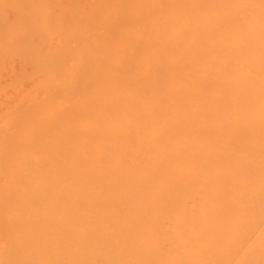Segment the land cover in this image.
<instances>
[{
	"label": "bare ground",
	"instance_id": "obj_1",
	"mask_svg": "<svg viewBox=\"0 0 264 264\" xmlns=\"http://www.w3.org/2000/svg\"><path fill=\"white\" fill-rule=\"evenodd\" d=\"M3 2L4 25L17 12L21 18L13 25L41 30L40 38L63 25L67 39L75 40L92 21L74 23L47 0ZM181 6L170 5L182 12ZM197 6L206 12H194L183 48L179 36H165L164 26L144 50L126 33L122 45L120 37L97 47L79 38L77 46L59 45L57 54L42 50L40 72L48 81L23 80L0 91V264H227L243 243L238 264H264V121L251 119L255 109L242 120L237 102L228 107L221 100L203 116L195 102L207 99L213 78L264 95V0H203ZM103 12L96 15L101 24L108 20ZM228 17L234 19L229 30L222 23ZM75 30L80 34L73 38ZM59 35L55 39L63 41ZM241 47L259 59L253 65L248 58L245 70L238 63ZM67 49L73 53L63 54ZM27 51L28 60L33 49ZM75 53L82 66L65 75L60 60ZM3 64L8 72L7 58ZM215 87L213 98L234 93L231 85ZM242 121L247 131L238 128ZM93 134L110 145L106 157L90 142ZM251 134L263 145L257 154L245 142ZM210 138L216 141H204ZM67 158L74 164L66 165ZM192 219L199 220L195 230ZM212 219L219 232L200 247L198 233Z\"/></svg>",
	"mask_w": 264,
	"mask_h": 264
},
{
	"label": "rangeland",
	"instance_id": "obj_2",
	"mask_svg": "<svg viewBox=\"0 0 264 264\" xmlns=\"http://www.w3.org/2000/svg\"><path fill=\"white\" fill-rule=\"evenodd\" d=\"M3 1L5 0H0V53H8V56L3 55L0 57V71L4 68L3 60L7 58L9 61L8 66H10V70L7 72L6 69L2 70V74L0 75V81L3 76L4 72L8 75H6L7 82L4 85L0 84V91L6 92L10 89H14L20 85V81L23 80H34L37 82V85L39 86L41 83L43 84L44 81H48L47 76L44 74V72H40L41 68L44 66L42 63V50L46 49L48 53L54 54L58 53L59 50L55 51L59 45H65V46H77L80 44L78 43L79 38H83L84 40L90 39V44L93 42L91 45H95L96 47L101 45L103 46V40H109L112 41V39H118L119 37L121 38L122 35L130 34L131 36L136 37V39L140 40V44L137 46V49L139 47H142L143 50L146 49L148 45L149 38L151 37V34L155 30L157 31L158 28L160 27H166L168 30L165 32L166 37H176L179 36V39L182 40L181 47L183 48L186 46V25L190 24L192 17L196 16L194 12H197L196 9H200L202 13H205V9H201L197 6L198 3L203 2V0H156L153 2V0H109V1H99V0H47V5L54 6L58 8L60 6L61 8L59 9L60 12L66 14L69 13L72 18L75 19V22L77 20H85L88 22L89 20H92L88 22L84 29L82 30V33H85L84 36L79 37L78 39L75 40H70L67 39V34L66 31H64L63 25L61 28H51L47 30V35H45L43 38H40L41 30L34 29L32 31L28 30L25 28L23 24H19L16 22L15 25H13V22L18 21L21 16L16 12L15 15H11V19H13L12 23H9L8 25H4L5 22L3 20L6 17V12L7 9L4 6H1V4L6 6V3ZM31 2L32 0H28ZM63 1L67 2L69 1L70 4L72 5H65ZM138 2H142V4H138ZM172 2H175L176 4H180L182 12H180L177 8L170 7ZM190 5L187 10H184L185 7ZM202 5V4H200ZM184 8V9H183ZM109 10L110 12L105 13L106 10ZM98 10L104 11L101 16L106 17L108 20L104 24H101L102 20L100 17L96 16L98 14ZM53 14L50 13V16ZM150 14V17L148 16ZM185 15L189 16L187 18ZM225 15V14H224ZM173 19V20H172ZM259 19L264 22V18L259 15ZM15 20V21H14ZM169 20H172L169 22ZM236 20V19H235ZM238 20V19H237ZM47 21V19H46ZM56 21H58L56 19ZM232 21L234 19H229L227 21H222L223 24H226V27L232 26ZM130 25L128 29L125 27L127 25ZM13 25V26H12ZM100 25V29L99 28ZM55 27V26H54ZM233 28L231 30V34L234 33ZM143 30V32H141ZM191 27L190 31L188 34L191 35ZM60 34V35H59ZM66 34V35H65ZM78 30L71 31L69 32V35L71 37L75 38L74 36L78 35ZM64 37L62 39L63 41H58L55 39L57 36ZM141 36H144V40L141 39ZM25 44L23 45H17L19 44V41L22 39H27ZM19 39L18 42L16 40ZM123 40L125 38H121V45L123 43ZM51 41L50 45L45 48L44 44L47 42ZM15 42V43H13ZM6 44H10L11 46H7ZM259 44V42L257 43ZM13 47V48H12ZM31 47L33 49L32 53L37 52L35 55L36 62L32 63L30 61L31 54L28 57V60L26 58V54H29L27 51V48ZM240 49L239 56L241 57V60L238 62L240 67L243 68L242 70L247 69L246 63L247 59L250 58V61L253 65L256 64L258 59V55L254 53H250L247 48ZM257 48V46H256ZM253 52V51H252ZM63 54H70L73 53L72 49H67L66 51L62 52ZM214 53H218L217 50H214ZM79 53H75L74 55H70L68 57H64L60 61L63 62L65 61V75L68 74V71L70 69H76L77 73L79 69L82 66V62L77 61V56ZM257 55V56H256ZM223 56L222 53H219L216 58L220 59V57ZM244 56V58H243ZM58 64L54 63L51 65L52 68H56ZM50 68V66H49ZM224 66L218 67V75L222 76L225 74L223 72ZM79 76V75H78ZM225 77V76H223ZM220 77V78H223ZM54 78L56 79H61L59 74L55 75ZM218 78V79H220ZM228 78V77H227ZM253 78L256 80L257 76H253ZM230 79V78H228ZM214 83H211V86L209 87V90H206L209 92L208 97L206 100H199L195 101L198 106H202L203 108V116H205L208 111L209 104L214 106V104L218 101L221 100L224 102L223 104L231 107L229 104L233 105L235 104L234 102H237L236 105L240 106L242 108V111H237L236 116L237 117H242V120L246 117V110L249 112H252V109H255L257 115L255 114L251 119H254V121H264V107L262 108L261 106H264V95L261 96V98L257 95H255L253 92H250L246 86L241 83V82H231V81H226L225 84L220 83L223 81H214V78L211 79ZM257 81V80H256ZM231 85L232 87V93L227 92H222L224 95L217 98H213L211 95V91L214 88L216 91L215 85ZM126 85V84H125ZM257 91V88L259 87V84H255L253 86ZM27 93L31 91L33 88H27ZM218 90H222L221 88H218ZM221 94V92H220ZM237 94V95H234ZM233 95V98L230 100L228 97ZM251 96V97H249ZM248 98V99H247ZM240 103V104H239ZM66 107H68L66 105ZM211 114V113H209ZM235 119V118H234ZM0 120L4 121V119L0 116ZM211 120V118L209 119ZM237 120V119H235ZM246 123L240 124L238 128L240 129H245L247 131L248 127H245ZM212 126V124H209V128ZM225 132H227L225 130ZM233 132V131H232ZM245 133V131H242ZM94 134L90 137V142L93 140V146L100 151V155L102 157H106L108 153V147L110 145H105L103 140H96V137L93 139ZM205 142H215V138H210L208 140L204 139ZM256 141L258 145L256 144ZM106 142V141H105ZM247 143H253L254 146L251 148L254 150V154L259 153L261 150H263V145H260V140L257 138L255 134H251L249 136V139H246ZM99 144V146L97 145ZM101 144H104V146H101ZM95 148H92L93 150ZM258 159H263L259 157ZM65 163L74 164L73 159H68L65 160ZM64 163V164H65ZM223 164V163H221ZM224 165V164H223ZM4 172L2 170V164H0V188L2 185V178L4 176ZM190 200V198L188 199ZM3 201H0V206L2 205ZM3 211L0 209V216L3 215ZM2 216L1 218H3ZM217 219V218H215ZM212 219L210 222L204 223L203 231H201L199 236L201 237L200 239V247H205L207 245H210L209 243H212L214 241L213 237H215V233L219 232V227L218 225L216 226V223L214 224V220ZM198 219L195 221L192 219L190 222L194 225V230H195V224L199 225ZM4 228V226L2 227ZM3 230V229H2ZM0 231V233L2 232ZM196 232V231H195ZM223 236V234H221ZM196 239L198 238V235L195 233ZM203 238V239H202ZM211 238V239H210ZM161 243H164V241H161ZM239 248L237 251H235L234 255H232V252L229 253V258L227 261V264H238L240 259L243 257L242 253L246 249V245L243 243L241 246L238 244ZM232 261V262H231Z\"/></svg>",
	"mask_w": 264,
	"mask_h": 264
}]
</instances>
